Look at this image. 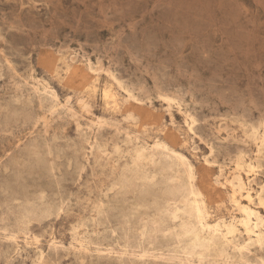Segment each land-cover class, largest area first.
<instances>
[{
	"label": "rangeland",
	"instance_id": "obj_1",
	"mask_svg": "<svg viewBox=\"0 0 264 264\" xmlns=\"http://www.w3.org/2000/svg\"><path fill=\"white\" fill-rule=\"evenodd\" d=\"M260 139L264 0H0V264H264ZM179 186L231 241L190 251Z\"/></svg>",
	"mask_w": 264,
	"mask_h": 264
},
{
	"label": "bare ground",
	"instance_id": "obj_2",
	"mask_svg": "<svg viewBox=\"0 0 264 264\" xmlns=\"http://www.w3.org/2000/svg\"><path fill=\"white\" fill-rule=\"evenodd\" d=\"M71 69H75V67ZM105 96L107 97V95ZM262 143H264V139H260V144ZM260 144H258V149L260 148ZM178 156L187 170L189 184L191 185V180L194 176L192 163L181 155ZM245 166L248 167L247 170L252 174L256 173V165L254 163L248 162L244 164L242 160L237 161V173L228 180L229 186L231 187L230 201L238 208L240 217L237 221L242 224L248 237L253 233L256 241L262 244L264 242V216L257 209V206L264 207V185L255 188L250 181H243L239 172ZM184 188L179 186L172 189L177 194L178 201L183 205L184 214L190 219V224L184 227L183 231L178 234L180 239L188 240L190 251H195L199 248V254L204 255L208 251L215 250V248L219 247V244H223L219 240L220 238L216 236L218 232H220L221 238L231 241L228 235L235 233V223L224 224V230H221L222 224H210L208 211L201 199L200 192L192 186Z\"/></svg>",
	"mask_w": 264,
	"mask_h": 264
}]
</instances>
